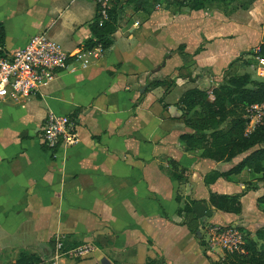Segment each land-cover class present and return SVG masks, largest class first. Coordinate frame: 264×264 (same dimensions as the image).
Returning a JSON list of instances; mask_svg holds the SVG:
<instances>
[{
	"label": "crops",
	"instance_id": "1",
	"mask_svg": "<svg viewBox=\"0 0 264 264\" xmlns=\"http://www.w3.org/2000/svg\"><path fill=\"white\" fill-rule=\"evenodd\" d=\"M121 2L113 43L101 56L91 58L86 68L74 64L60 71L34 96L0 99V196L62 190L70 199L72 206L66 203L61 210L79 215L66 213L63 221L72 215V224L90 233L100 248L77 262L59 258L51 264H211L188 226L178 221V191H188L192 207L213 209L206 212L207 224L238 225L255 237L264 226L257 200L264 184L256 179L246 184L244 171L205 185L206 173L225 171L230 163L201 157L200 148L185 149L180 136L191 129L177 102L188 87H215L228 68L260 73L257 56L242 52L257 51L264 42V0H210L197 10L157 4L161 9L147 12ZM96 10L93 0H0L4 50L21 48L41 32L69 52L89 49ZM164 16L182 23L173 43L169 34L151 40L158 31L155 20ZM180 45L187 61L178 52L164 59ZM166 77L174 81L170 86L145 87L148 80ZM50 111L73 118L76 144L56 150L43 144L41 130ZM170 160L184 168L182 188ZM210 191L243 192L241 211L215 210L207 201ZM17 209L0 197V210ZM0 218L8 226L7 216ZM30 252L40 256L39 264L50 263L46 244Z\"/></svg>",
	"mask_w": 264,
	"mask_h": 264
},
{
	"label": "trees",
	"instance_id": "2",
	"mask_svg": "<svg viewBox=\"0 0 264 264\" xmlns=\"http://www.w3.org/2000/svg\"><path fill=\"white\" fill-rule=\"evenodd\" d=\"M210 0H126L131 4L134 11L147 12L153 9L157 4H164L168 7L176 4L178 7H187L188 9H201L205 3ZM121 0H112L109 10V20L105 21L101 26L98 25L97 19L91 26V31L95 40L86 42L87 47L101 43L104 51L113 43L112 34L119 26V18L122 14ZM5 33L4 26L0 22V58L7 55L4 50ZM184 46L180 45L175 51L167 54L168 57L173 52H178L184 61L188 60L187 54L183 51ZM253 54L264 58V42L259 45L258 51L242 52L243 54ZM164 61V60H163ZM159 69V66L157 67ZM228 68L225 71L223 79L215 87L211 93L213 98L209 97L207 89L197 86L188 87L182 93L177 104L182 110V118L184 125L191 129V132L183 133L180 139L184 143L186 150L201 149L200 156L215 161H225L243 154L246 155L235 165L225 171L212 170L203 177L205 185H209L219 177L230 178L232 175L239 174L243 169H249L253 173L260 175L259 181H264V125L258 127L249 135L244 134L246 119L244 117L246 108L256 102L264 101V79H251L248 73L237 74ZM190 78L189 81H193ZM172 78L152 79L148 80L145 87L169 86L173 83ZM144 93V92H143ZM73 119V118H72ZM171 165L176 168L173 178L179 182L186 181L184 176V168L179 170V165L175 162ZM178 167V168H177ZM262 179V180H261ZM250 186L246 187V190ZM243 192L239 194H220L209 192L208 203L215 210L223 212L239 213L241 205L239 198ZM258 202L262 205L264 212V195L258 197ZM176 201L181 204L179 196ZM195 200H189L183 208H177L176 213L179 215L186 213H194L193 204ZM204 206V205H203ZM205 212H212L213 209L205 207ZM195 218L200 225H204L207 216L197 215ZM190 231L194 234L203 250L206 253V242L199 226L194 227L189 221H184ZM209 224V223H208ZM241 231L240 226L236 225ZM243 232V231H242ZM201 233V234H200ZM244 234L245 253H228L222 261L213 260L207 253L206 257L211 264H264V244H259V240L264 237V228L260 227L255 232V238ZM62 241L63 249L70 248V244ZM41 258L34 252L27 250L20 251L13 262L7 264H39ZM51 264V263H50ZM143 264H156L154 260H148Z\"/></svg>",
	"mask_w": 264,
	"mask_h": 264
},
{
	"label": "built area",
	"instance_id": "3",
	"mask_svg": "<svg viewBox=\"0 0 264 264\" xmlns=\"http://www.w3.org/2000/svg\"><path fill=\"white\" fill-rule=\"evenodd\" d=\"M93 1L97 6V23L101 26L109 20L112 0ZM103 52L104 48L101 43L89 49L69 52L46 32L34 34L23 47L0 58V99L34 96L41 91L44 85L51 83L60 71L69 66L73 67L74 64L86 68L91 58L99 57ZM256 56L259 62L264 63V58ZM208 92L212 95L211 91ZM244 117L246 119L244 134L246 135L263 126L264 101L249 105ZM41 140L50 150L76 144L79 137L75 121L69 115L48 112L42 126ZM207 232V245L210 249L218 247L228 253L243 254L246 252L243 233L237 226L216 223L210 225ZM56 250L55 259L65 254L84 257L93 251V247L81 245L63 249L62 242H58Z\"/></svg>",
	"mask_w": 264,
	"mask_h": 264
},
{
	"label": "rangeland",
	"instance_id": "4",
	"mask_svg": "<svg viewBox=\"0 0 264 264\" xmlns=\"http://www.w3.org/2000/svg\"><path fill=\"white\" fill-rule=\"evenodd\" d=\"M172 5L174 9L179 8L178 5L176 4H172ZM154 9L155 10L161 9V6L157 5L155 6ZM155 21L156 22L154 24V27L155 30L158 31L156 32V36L151 39L153 42L158 41L159 40L158 38L161 39L162 36H165L167 34H169L168 39L170 43H173L177 39H179L180 37L179 29L182 26V23L179 24L176 20H174V22H171V20L167 19V17L165 16L163 18L158 17L157 20ZM254 65H256L257 67H263V69L261 68L260 73L257 76L252 73H249L251 79L263 80L264 63H261L258 60H256ZM242 69L246 70V68H242ZM242 72L243 71L241 70L240 73ZM202 86H203L202 88L211 91L212 90L211 87L214 85L209 84L207 86L204 85ZM175 92L177 93V91ZM247 152L243 154H239L230 160H225L224 162H229L230 167H232L233 165L237 164L243 158V156L246 155ZM233 160L235 162H233ZM174 169L176 170V168ZM244 171L248 173V177H247L248 180L247 179L243 180L246 184L252 183V179H256L258 181L260 180V175L253 173L249 169H243L239 174H241ZM184 183H185L184 181L180 183L181 188L183 187L182 184ZM261 183L264 184V181H261ZM246 187H248V185H246ZM182 190H179L177 194V196H179L181 201L180 208H183L186 204H188V200L186 199L188 196V191L187 193H184V191ZM1 191L9 193L11 190H1ZM0 197L7 199L9 201L10 207L12 206L18 208L17 210H11V211L9 210V212L7 210H0V217L7 216L10 222L8 226H6L2 224V222L0 221V264H7L9 262H12V260L17 257L20 251L23 250L36 251V249L41 248V245L43 243L46 244L49 250L51 251V254H49V257H47L48 262H50V260L53 262L54 260H56L55 256L57 255L56 245L58 242H62L61 240H63V243H65L66 245L67 244L73 245L70 247L90 245L93 247L92 252L97 250V248H100L96 243V241H94L91 238L90 233L88 232L85 233V230H82L83 228L81 226H75L74 224L75 222L73 223L74 225L72 224L73 222L72 215H69L67 217V220L63 221L64 219L61 215H65L66 213H72V214H76L77 216L79 215V213L78 211L71 210L70 208L67 211L61 210V206L63 208V206L66 203L69 207L72 206L70 199H68L66 195L62 193V190H18L17 195L9 193L7 195L6 194L1 195ZM206 214L207 213L205 212L204 206L201 204L200 206L194 208V213L184 214L183 212V214L181 215L177 213V215H179L178 221H183V222L189 221L192 226L194 227L199 226V229L203 234V239L206 242V246H207L206 253L213 260L223 261L227 255V252L218 247H215V249H210L209 246L207 245V238H208L207 229L210 225L216 223L210 222L209 224H207L205 222L204 225L202 226L200 225V218H199V222L195 218V216L197 215L206 216ZM59 216L61 217V219ZM64 222H67L68 225H66L63 228H60L59 225L60 224L62 225V223ZM262 228H264V226H262ZM242 231L245 232L246 236H251V234L246 229H243ZM258 243L264 244V237L261 240H259ZM85 256L87 257V255ZM85 256L77 257V256L65 254L62 256L60 255L58 259L66 258L71 260V262H77L80 261L81 258H85ZM50 263H45V264H50ZM116 264H125V263L117 262Z\"/></svg>",
	"mask_w": 264,
	"mask_h": 264
}]
</instances>
